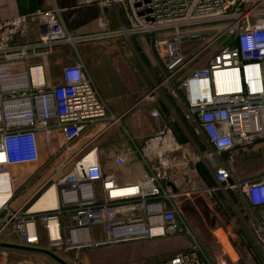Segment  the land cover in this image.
I'll use <instances>...</instances> for the list:
<instances>
[{
	"label": "built area",
	"instance_id": "1",
	"mask_svg": "<svg viewBox=\"0 0 264 264\" xmlns=\"http://www.w3.org/2000/svg\"><path fill=\"white\" fill-rule=\"evenodd\" d=\"M97 3L124 5L127 24L103 32L107 20L102 18L97 26L102 32L73 35L55 6L0 20V175H7L10 185L0 205V238L17 237L34 247L41 225L49 249L66 254L182 237L190 241L187 249L151 264H245L239 241L225 232L211 238L209 248L216 251L211 258L183 212L184 206L199 210L198 202L221 193L234 209L237 205L239 217L244 214L243 226L264 254V174L239 181L228 169L236 150L264 147V0ZM31 23L37 25L32 42L27 40ZM205 24L220 25V32L213 38L189 34V41L200 44L184 56L183 32ZM154 33L159 36L150 46L160 80L136 105L148 106L158 127L138 142L124 128V115L116 116L99 94L77 46ZM62 46L73 48L79 59L51 84L47 60ZM168 98L182 110L185 142L157 107L164 103L176 117ZM114 128L122 129L123 145L104 152L98 142ZM30 183L34 188L27 198L13 205ZM50 190L54 205L34 209ZM64 215L68 225L62 233Z\"/></svg>",
	"mask_w": 264,
	"mask_h": 264
},
{
	"label": "rangeland",
	"instance_id": "2",
	"mask_svg": "<svg viewBox=\"0 0 264 264\" xmlns=\"http://www.w3.org/2000/svg\"><path fill=\"white\" fill-rule=\"evenodd\" d=\"M108 9L113 14V22L110 24L107 22V28L103 32H117L120 30L121 24H127L128 10H126L124 5H116L115 8ZM220 28L221 26L217 24H205L196 28L185 30L183 32L184 40L181 45L183 55L189 57L191 52H194L200 44L199 41H189V34L209 35V37L213 38L220 32ZM97 32L102 31L97 27V29L92 33ZM158 36L159 34L157 33L152 35H136L132 36L129 41L122 36L117 38H105L102 40L78 45L77 52L80 53L82 61H85V55L82 53H86V49L88 48H118L122 56L125 55L126 58H129L138 65L140 64V66L143 68L142 71L146 73L149 84L147 91H149L154 89L155 85L158 84L160 80L159 67L157 66L155 56L153 55L150 46V42L156 39ZM66 47L67 49H63V51L54 53L52 55L53 61L50 62V64L48 59L47 73L51 84H57L58 81L56 80L59 78L60 71L65 66L70 65V63L67 62L66 57L70 55V52L72 53L73 48L70 46ZM187 70L189 71V69ZM187 70L185 71L187 72ZM184 75H186V73ZM178 77L179 76L176 78ZM181 78H183V76H181ZM167 101L172 102V104L174 102L171 98H168ZM174 113L177 118L173 116L170 111L171 117L164 119L172 120L178 127L181 125L187 126L180 107H177L176 110H174ZM102 149L104 152H107L105 151L108 149L107 144L102 145ZM228 159L231 161V163L228 164V169L236 180H247L264 174V147L262 146L259 148H253L252 150L238 149L233 152L231 157ZM229 196L233 203H237L233 192H230ZM198 204H200L198 207L199 210L184 206L183 212L197 236L199 235L198 237L200 238V243H202L203 248L207 251L211 258H214L213 253H216L214 248H209L208 244L212 242L211 238H213L215 235L220 239L222 235L221 233H226V235H229L233 239H237L242 243L241 246H238V250L245 264H264V254H262V252L256 247L254 241L243 226L240 217L244 219V214L239 212V217L237 205H235L234 209L231 206L228 197L222 195L221 193H216L212 196L210 195L206 198V201L202 200L198 202ZM215 204L218 206L215 207ZM208 205H212L211 208ZM216 228L220 230L216 232ZM96 230L97 231L95 232L94 238L95 240H99L101 239V236L98 232L99 230ZM178 239L182 240L184 244L190 243V241L186 238H175V240ZM167 244V241L159 239L147 242L121 244L116 246H104L80 253L62 254L54 250L52 252L67 264H151L171 256V254H167ZM38 260H43L44 264H56L47 258L43 259V257L39 258Z\"/></svg>",
	"mask_w": 264,
	"mask_h": 264
},
{
	"label": "crops",
	"instance_id": "3",
	"mask_svg": "<svg viewBox=\"0 0 264 264\" xmlns=\"http://www.w3.org/2000/svg\"><path fill=\"white\" fill-rule=\"evenodd\" d=\"M85 0H0V20H7L17 16H29L37 9H50L56 7L60 10V15L65 28L73 35H85L94 32L97 29L98 22L105 18L108 24L113 22V14L111 11L103 7L101 8L94 0L91 4H85ZM107 12H104V9ZM37 25L30 24L28 41H35ZM67 49L66 46L58 47L54 53ZM81 51V50H80ZM80 59L81 55L78 52ZM84 54V63L86 71L93 79L95 86L106 102L108 108L116 115L123 116L122 124L125 129L138 142L141 139L152 134L158 125L154 124L148 116L149 107L143 104L136 105L140 98L147 92L148 80L146 73L142 71L140 64H136L125 55L120 54V50L106 49L103 47H91L86 49ZM52 55L49 59L53 61ZM130 55V54H128ZM154 55V54H153ZM78 56L75 52H70L66 57L70 65L78 62ZM48 62V60H47ZM47 71V67H46ZM48 81L49 76L47 73ZM58 81V79L56 80ZM50 82V81H49ZM173 100V99H172ZM174 101V100H173ZM174 107H180L178 102H173ZM158 107V106H157ZM121 128L110 130L99 142L98 145L107 144L108 149L105 151H117L122 146L123 136ZM122 149V148H121ZM33 183V182H32ZM30 183L22 192L17 194V197L12 201L13 205H18L23 202L31 190L34 188ZM68 225V216L64 215L61 219V232L64 233V228ZM36 233L39 238L38 245L34 247L23 246L17 237H1L0 238V264H44L43 260H38L43 257L47 258L56 264H59L54 259L44 254L50 252L46 232L41 225L36 226ZM177 239V238H176ZM167 241V254H176L187 249L189 244H184L182 240L175 239H160ZM239 241V240H238ZM239 243V242H238ZM167 258V257H166ZM60 259V258H59ZM61 260V259H60ZM30 261V262H29Z\"/></svg>",
	"mask_w": 264,
	"mask_h": 264
},
{
	"label": "bare ground",
	"instance_id": "4",
	"mask_svg": "<svg viewBox=\"0 0 264 264\" xmlns=\"http://www.w3.org/2000/svg\"><path fill=\"white\" fill-rule=\"evenodd\" d=\"M9 179L5 174L0 175V205L7 199L9 196ZM56 201L54 191L50 190L47 192L34 206V209H40L44 207H52Z\"/></svg>",
	"mask_w": 264,
	"mask_h": 264
},
{
	"label": "trees",
	"instance_id": "5",
	"mask_svg": "<svg viewBox=\"0 0 264 264\" xmlns=\"http://www.w3.org/2000/svg\"><path fill=\"white\" fill-rule=\"evenodd\" d=\"M162 102H160L159 104H158V108H159V110H160V112H161V115H162V118H163V120L165 121V122H167L168 123V125H169V128L171 129V131L173 132V134L175 135V137L180 141V142H185V139H184V136H183V134H182V131H181V128H180V126L178 127L172 120H165L166 118H168V117H171V115H170V111L168 110V108L166 107V105L164 104V103H162ZM169 103V105L172 107L173 106V104H172V102H168ZM174 110H176V107H172ZM175 113H176V111H175ZM177 114V113H176ZM178 116V115H177ZM165 118V119H164ZM199 171H200V173H201V175L203 176V178H204V180L206 181V183L208 184V185H212L213 184V182H212V180H211V178L208 176V174L205 172V170L203 169V167L202 166H200L199 168ZM218 205H216L215 204V207H217ZM239 246H241L242 245V243L239 241Z\"/></svg>",
	"mask_w": 264,
	"mask_h": 264
},
{
	"label": "water",
	"instance_id": "6",
	"mask_svg": "<svg viewBox=\"0 0 264 264\" xmlns=\"http://www.w3.org/2000/svg\"><path fill=\"white\" fill-rule=\"evenodd\" d=\"M108 10L105 8L104 12H107ZM44 254L48 255L49 257H51L52 259H54L56 262H58L59 264H67L64 261L60 260L58 257H56L55 255L51 254L50 252H43Z\"/></svg>",
	"mask_w": 264,
	"mask_h": 264
}]
</instances>
